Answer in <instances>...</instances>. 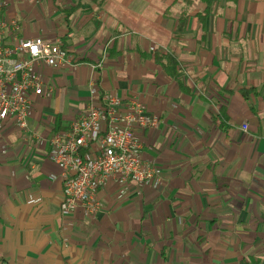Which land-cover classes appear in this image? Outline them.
Wrapping results in <instances>:
<instances>
[{
  "label": "crops",
  "instance_id": "crops-1",
  "mask_svg": "<svg viewBox=\"0 0 264 264\" xmlns=\"http://www.w3.org/2000/svg\"><path fill=\"white\" fill-rule=\"evenodd\" d=\"M5 2L74 61L42 64L29 130L0 131V264H264V0ZM105 93L158 119L136 129L158 180H108L97 214H64L52 136Z\"/></svg>",
  "mask_w": 264,
  "mask_h": 264
},
{
  "label": "built area",
  "instance_id": "built-area-1",
  "mask_svg": "<svg viewBox=\"0 0 264 264\" xmlns=\"http://www.w3.org/2000/svg\"><path fill=\"white\" fill-rule=\"evenodd\" d=\"M5 8V0H0V131L9 122L29 130L33 96L53 90L40 66L58 68L74 59L59 38H23L19 18L8 15ZM157 123L138 99L123 104L117 95L105 93L100 106L91 104L67 132H56L51 139L52 158L65 173L62 213L81 207L97 214L102 209L98 189L108 180H158L156 170L141 158L136 133L138 127Z\"/></svg>",
  "mask_w": 264,
  "mask_h": 264
},
{
  "label": "trees",
  "instance_id": "trees-1",
  "mask_svg": "<svg viewBox=\"0 0 264 264\" xmlns=\"http://www.w3.org/2000/svg\"><path fill=\"white\" fill-rule=\"evenodd\" d=\"M200 1L207 4V8L205 9V12H206L205 14L208 15L210 13V10H211L213 3L216 0H200ZM171 60H172V62H169L170 66L176 64L174 59L171 58ZM247 92H248V90H245V94H247Z\"/></svg>",
  "mask_w": 264,
  "mask_h": 264
}]
</instances>
